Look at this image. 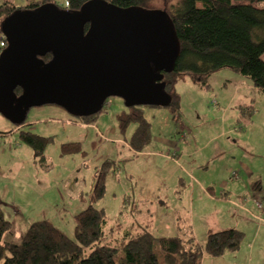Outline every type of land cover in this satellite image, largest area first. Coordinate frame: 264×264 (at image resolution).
Segmentation results:
<instances>
[{
    "label": "rangeland",
    "instance_id": "rangeland-1",
    "mask_svg": "<svg viewBox=\"0 0 264 264\" xmlns=\"http://www.w3.org/2000/svg\"><path fill=\"white\" fill-rule=\"evenodd\" d=\"M3 1L0 0V4ZM14 2L20 6L24 0ZM152 5L161 9L163 4L156 0ZM225 70L237 73L230 68L214 72L208 89H202L189 76H183L176 83L178 111L170 114L169 137L174 144H180L183 138L197 134L203 125L210 134H216L225 124L235 129L236 140L231 147L237 165L230 178L242 179L249 177V173H259L262 177L253 181L254 195L249 193L246 197L249 200H244L247 209L243 210L237 203L242 190L235 191L236 206H229L232 216L226 221L222 219L224 206L215 202V198L198 192L197 199L199 195L201 199L194 203L192 213L196 230L201 235L195 238L204 248L201 264H264V95L250 88L240 89L236 92L239 97L249 93L244 103L241 106L233 103L226 114L215 116L214 111L219 107L216 93L223 89L215 79ZM236 75L242 79L240 74ZM212 99L216 100L215 104L211 103ZM123 109L126 111L127 107L122 98L110 97L96 120L86 123L54 104L33 107L27 114L23 130L0 114V208L11 222L10 229L4 233V241L19 243L28 225L41 219L51 220L74 238L75 216L89 204L104 211L108 219L106 230L118 223L130 226L134 219L149 217L151 213L152 222L134 227L147 226L156 236L177 235L172 222L177 218L188 222L192 216L190 198L182 190V171L170 159L152 161L129 148L127 143L136 123L131 122L124 131L120 129L117 115ZM152 110L171 113L167 107L144 106V118L151 129L152 122L148 119L154 120L149 115ZM184 124L188 125L187 129ZM21 131L50 137V140L37 153L21 136ZM169 131L161 123L156 134L151 133V139L161 134L168 140ZM227 161H230L228 156L219 158L207 172L218 180L226 178L222 167ZM108 162L104 194L93 199L96 176ZM202 171L196 173L202 175ZM130 176L137 177L138 181H132ZM254 196L260 197L262 206L258 210L252 207L249 212L252 204L249 201ZM148 205L152 206L150 212L145 209ZM217 222L233 230V247L219 256H212L205 250L206 232L209 225L214 231L219 229Z\"/></svg>",
    "mask_w": 264,
    "mask_h": 264
},
{
    "label": "trees",
    "instance_id": "trees-1",
    "mask_svg": "<svg viewBox=\"0 0 264 264\" xmlns=\"http://www.w3.org/2000/svg\"><path fill=\"white\" fill-rule=\"evenodd\" d=\"M68 1V10L77 11L89 0ZM108 1L120 7L156 8L152 5L156 0ZM161 2L180 42L174 69L163 79L171 96L167 106L171 113L178 111L175 85L183 76L207 89L211 75L223 68L233 69L264 95V0ZM48 3L59 7L54 0H24L20 6L14 0H4L0 4V34L3 20L15 10H33ZM43 59L47 62L51 55ZM21 92L20 88L15 90L17 95ZM143 107H127L117 115L123 131L131 122L136 123L128 144L137 152L151 139ZM96 118L97 114L80 117L86 123ZM21 136L37 153L50 140L30 131H21ZM109 163L96 176L93 199L104 194ZM184 224L179 222L178 234L171 236H156L147 226L126 228L121 223L106 230L108 219L104 211L89 204L75 216L74 238L51 220L41 219L30 223L19 243H11L3 240L11 222L0 208V264H201L204 248ZM233 234L232 229L208 232L205 250L212 256L223 254L233 247Z\"/></svg>",
    "mask_w": 264,
    "mask_h": 264
},
{
    "label": "water",
    "instance_id": "water-1",
    "mask_svg": "<svg viewBox=\"0 0 264 264\" xmlns=\"http://www.w3.org/2000/svg\"><path fill=\"white\" fill-rule=\"evenodd\" d=\"M1 33L7 46L0 53V114L14 125L48 104L89 117L114 96L126 107L171 102L163 79L174 69L180 42L163 9L89 0L69 11L48 3L15 10Z\"/></svg>",
    "mask_w": 264,
    "mask_h": 264
},
{
    "label": "crops",
    "instance_id": "crops-1",
    "mask_svg": "<svg viewBox=\"0 0 264 264\" xmlns=\"http://www.w3.org/2000/svg\"><path fill=\"white\" fill-rule=\"evenodd\" d=\"M236 74L237 73L229 70L221 71L220 73H218L217 75L218 78L215 79V81H217V84H220V86L223 87V89L218 90L216 93L219 101V102L217 101V105L219 104V107H218V111H214L215 116H223L224 113L226 114L233 105V103H239L240 106L244 103V101L248 98L249 93L248 92L242 93V95L239 97L238 94L236 95V92L240 91V89L249 90L250 88L251 90L257 91V93H260L249 80L242 77L241 75L240 76L242 77V79H240ZM218 79H220L219 82ZM248 82H250L251 84H249ZM212 101L213 99L211 100V102ZM122 111H124V109ZM149 112H150L149 115L151 117H154V120L147 118L152 122L153 129H151V133L155 132L156 134L158 125L163 123L170 130L168 133V137H169L172 129L171 127L172 116L170 114L173 115L174 113H169L167 111L165 112L160 110L159 111L152 110ZM156 118H159V120H157ZM196 125H200V124H196ZM187 126H188L187 124H184L185 129H187ZM205 128H206L205 125L201 126L202 131L200 130L197 134L195 133V135L193 136L188 132L187 135L189 136L190 134V138L189 139L183 138V141H181L180 144H174V142L170 141V139L172 140L171 136L167 140L165 136L161 137V134H158L155 137V139H150V142L142 149L141 152H137L133 150L130 146L129 148L133 150L134 153H137L138 155L140 154L143 157H147L149 158V160L152 161H155V159L172 160V163L174 162L175 165L180 167L183 174V177L180 178V180L183 183V188H182L183 193L187 192V195L189 196L191 201L189 213H192L194 203L197 200L201 199L200 195H199V199H197L198 192H202L210 199L215 198V202L220 203L221 206H224L222 208V212H223L222 219L226 221L229 217L232 216L230 213L229 206L232 204L235 205V202L233 201V197L235 196V191L237 189L242 190L241 194L238 197L239 202L237 203H241V205L243 206L242 207L243 210H245V208L247 209L244 199L249 200V198L246 197L249 193L253 194L252 191L254 189L253 181L257 179L258 180L261 179L262 175H260L259 173H249V177L246 176L245 178L242 179H240L239 177L230 178L231 171L235 170L237 165L231 147L232 143H234L236 140L235 137L236 131L235 129L233 131V128L229 126V124L223 125L219 130H217L216 134L214 132H211V134L208 133V131ZM19 129L23 130V128L20 127ZM214 143L217 144L215 148L211 147L212 144ZM229 146L231 148H229ZM223 156H228L230 161H227V163H225V167H222V170L224 171L226 178L218 180L214 177V175H210L207 171L209 170L210 168L209 166L212 163L217 161L219 158H222ZM200 169L203 170L202 175L196 173ZM130 178L132 181L134 179V182L138 181L137 177L135 176L133 177V179L132 176H130ZM258 184L259 182L257 183L256 186H258ZM249 202H251L252 204H251V208H249L248 211L251 210L252 207L254 210H258L259 205L260 207L262 206L260 197L254 196L253 198H251ZM151 207L152 206L148 205L145 207V209L149 210L150 212ZM191 215L192 216L190 220H188V222L184 221L185 222L184 225L188 229L189 227L191 228V231L194 236L195 235L199 236L201 234H198L197 232L198 230H196V222L194 220L193 213ZM153 220H154V216H152V214L150 213L149 217L146 216L143 218L134 219L130 226H124V225L123 226L129 228V227H134L136 225H141L146 221L152 222ZM182 220L183 219L177 218L176 222L174 221L172 222V227L175 228L177 234H178V223L183 222ZM202 223H199V225H201ZM217 223L219 224V229H217L216 231L229 229L226 227H222L219 222ZM208 227L210 229L206 232L207 233L206 235H208V232L211 231L216 232L214 231V229H211L213 228V226L209 225Z\"/></svg>",
    "mask_w": 264,
    "mask_h": 264
},
{
    "label": "built area",
    "instance_id": "built-area-1",
    "mask_svg": "<svg viewBox=\"0 0 264 264\" xmlns=\"http://www.w3.org/2000/svg\"><path fill=\"white\" fill-rule=\"evenodd\" d=\"M59 7H61L62 9L68 10L69 9V1L68 0H54ZM7 41L5 39V36L3 34H0V51L6 46ZM212 104H215L216 101L213 100L211 102ZM247 200V199H246Z\"/></svg>",
    "mask_w": 264,
    "mask_h": 264
},
{
    "label": "bare ground",
    "instance_id": "bare-ground-1",
    "mask_svg": "<svg viewBox=\"0 0 264 264\" xmlns=\"http://www.w3.org/2000/svg\"><path fill=\"white\" fill-rule=\"evenodd\" d=\"M53 4V3H52ZM55 5V4H54ZM58 8H60V9H62L61 7H58ZM3 34V33H2ZM6 46H7V44H6ZM6 46L0 51V53L6 48ZM129 145V144H128ZM244 200H246V199H244ZM243 202V201H242ZM240 207L242 208L243 206L241 205V203H240ZM259 208H260V205H259Z\"/></svg>",
    "mask_w": 264,
    "mask_h": 264
},
{
    "label": "flooded vegetation",
    "instance_id": "flooded-vegetation-1",
    "mask_svg": "<svg viewBox=\"0 0 264 264\" xmlns=\"http://www.w3.org/2000/svg\"><path fill=\"white\" fill-rule=\"evenodd\" d=\"M23 125H24V123L22 125H20V128H22Z\"/></svg>",
    "mask_w": 264,
    "mask_h": 264
}]
</instances>
